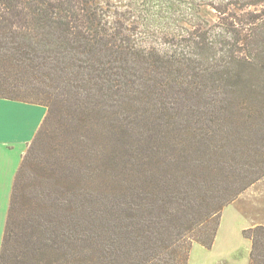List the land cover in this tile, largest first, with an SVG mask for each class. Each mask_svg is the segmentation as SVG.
Wrapping results in <instances>:
<instances>
[{"label": "trees", "instance_id": "16d2710c", "mask_svg": "<svg viewBox=\"0 0 264 264\" xmlns=\"http://www.w3.org/2000/svg\"><path fill=\"white\" fill-rule=\"evenodd\" d=\"M183 2L147 45L97 0H0V98L48 108L0 264H189L264 178V0ZM62 120L67 158L48 145ZM243 236L264 264V226Z\"/></svg>", "mask_w": 264, "mask_h": 264}, {"label": "rangeland", "instance_id": "374dc122", "mask_svg": "<svg viewBox=\"0 0 264 264\" xmlns=\"http://www.w3.org/2000/svg\"><path fill=\"white\" fill-rule=\"evenodd\" d=\"M97 1L106 9L110 22H124L134 30L136 36L141 33L146 38L147 45L162 43L164 35L173 31L170 23V21L173 22L171 14L186 8L183 0H165L170 6L167 13L160 8L149 12L146 0ZM195 11L209 22L217 20V13L208 6L200 7ZM51 127L52 136H54L53 140L48 141V145L59 142L65 157L71 138L68 125L65 124V120H62ZM91 135L96 136V133L91 132ZM18 220L20 224H23L21 218ZM257 226H264V178L243 192L223 210L215 245L211 249H206L199 244H194L189 264H250L251 242L244 238L243 231Z\"/></svg>", "mask_w": 264, "mask_h": 264}, {"label": "crops", "instance_id": "0c3cea01", "mask_svg": "<svg viewBox=\"0 0 264 264\" xmlns=\"http://www.w3.org/2000/svg\"><path fill=\"white\" fill-rule=\"evenodd\" d=\"M47 115L44 105L0 98V253L17 173Z\"/></svg>", "mask_w": 264, "mask_h": 264}]
</instances>
